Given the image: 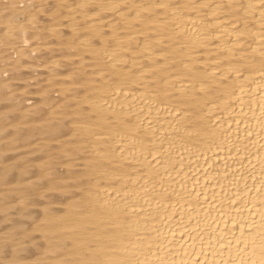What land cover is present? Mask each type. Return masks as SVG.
I'll use <instances>...</instances> for the list:
<instances>
[{"label": "bare ground", "instance_id": "bare-ground-1", "mask_svg": "<svg viewBox=\"0 0 264 264\" xmlns=\"http://www.w3.org/2000/svg\"><path fill=\"white\" fill-rule=\"evenodd\" d=\"M0 264H264V0H0Z\"/></svg>", "mask_w": 264, "mask_h": 264}]
</instances>
